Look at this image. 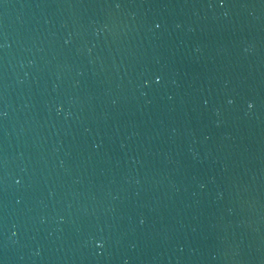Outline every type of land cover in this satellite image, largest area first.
I'll return each instance as SVG.
<instances>
[{
  "label": "water",
  "instance_id": "95a60500",
  "mask_svg": "<svg viewBox=\"0 0 264 264\" xmlns=\"http://www.w3.org/2000/svg\"><path fill=\"white\" fill-rule=\"evenodd\" d=\"M0 264H264V0H0Z\"/></svg>",
  "mask_w": 264,
  "mask_h": 264
},
{
  "label": "snow or ice",
  "instance_id": "6c2138e0",
  "mask_svg": "<svg viewBox=\"0 0 264 264\" xmlns=\"http://www.w3.org/2000/svg\"><path fill=\"white\" fill-rule=\"evenodd\" d=\"M221 6H224L223 3H221ZM157 27H159V25H157ZM159 82H160V80L157 79V80H156V83H159ZM248 107H249V108H252L253 105H252V104H249ZM17 183H19V181H17ZM97 247H98V248H102V247H103V244H102V243H98V244H97Z\"/></svg>",
  "mask_w": 264,
  "mask_h": 264
},
{
  "label": "clouds",
  "instance_id": "9594fccd",
  "mask_svg": "<svg viewBox=\"0 0 264 264\" xmlns=\"http://www.w3.org/2000/svg\"><path fill=\"white\" fill-rule=\"evenodd\" d=\"M229 103H231V101H229Z\"/></svg>",
  "mask_w": 264,
  "mask_h": 264
}]
</instances>
